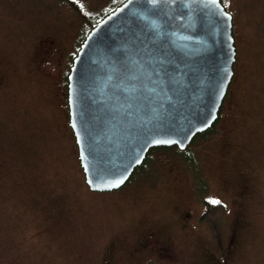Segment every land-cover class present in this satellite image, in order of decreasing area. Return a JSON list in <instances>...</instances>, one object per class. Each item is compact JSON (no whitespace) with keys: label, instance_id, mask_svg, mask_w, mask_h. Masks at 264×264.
I'll use <instances>...</instances> for the list:
<instances>
[{"label":"rangeland","instance_id":"obj_1","mask_svg":"<svg viewBox=\"0 0 264 264\" xmlns=\"http://www.w3.org/2000/svg\"><path fill=\"white\" fill-rule=\"evenodd\" d=\"M122 1L0 0V264H264V0H221L236 58L210 130L94 192L67 77Z\"/></svg>","mask_w":264,"mask_h":264},{"label":"water","instance_id":"obj_2","mask_svg":"<svg viewBox=\"0 0 264 264\" xmlns=\"http://www.w3.org/2000/svg\"><path fill=\"white\" fill-rule=\"evenodd\" d=\"M221 0H124L81 43L67 77L85 183L123 187L148 152L184 150L217 121L233 77Z\"/></svg>","mask_w":264,"mask_h":264},{"label":"trees","instance_id":"obj_3","mask_svg":"<svg viewBox=\"0 0 264 264\" xmlns=\"http://www.w3.org/2000/svg\"><path fill=\"white\" fill-rule=\"evenodd\" d=\"M122 2H123V1H122ZM122 2H121V3H122ZM121 3H120V4H121ZM120 4H118L117 6H119ZM117 6H116V7H117ZM116 7H115V8H116ZM115 8H114V9H115ZM114 9H113V10H114ZM111 11H112V10H111ZM111 11H110V12H111ZM107 14H108V13H107ZM105 15H106V14H105ZM105 15H104V16H105ZM104 16H103V17H104ZM103 17H102V18H103ZM102 18H101V19H102ZM93 26H95V25H93ZM93 26H92V27H93ZM92 27H91V28H92ZM91 28H90V30H91ZM90 30H89V31H90ZM89 31H88V32H89ZM86 35H87V34H86ZM213 125H214V124H213ZM213 125H212V126H213ZM209 130H210V128L207 129L206 131L202 132V133L197 134V135L204 134V133L208 132ZM197 135H196V136H197ZM158 148H160V147H157V148H155V149H158ZM178 150H179V149H178ZM141 166H142V165H141ZM141 166L137 167V169L141 168ZM221 211H222V205H221V204H218V205L214 206V211H210V212L207 213V216H209V217H213L214 215L220 213Z\"/></svg>","mask_w":264,"mask_h":264},{"label":"flooded vegetation","instance_id":"obj_4","mask_svg":"<svg viewBox=\"0 0 264 264\" xmlns=\"http://www.w3.org/2000/svg\"><path fill=\"white\" fill-rule=\"evenodd\" d=\"M210 211H214V207L212 208V206H210V207L207 209V211L205 212V214L207 215V213L210 212ZM205 214H204V216H201L202 220L205 219L206 217H208V216H205Z\"/></svg>","mask_w":264,"mask_h":264}]
</instances>
